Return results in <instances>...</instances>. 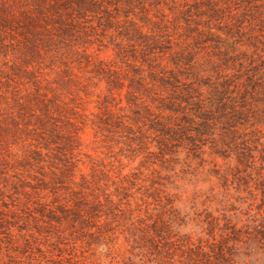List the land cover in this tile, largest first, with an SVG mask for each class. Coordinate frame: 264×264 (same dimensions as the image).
Wrapping results in <instances>:
<instances>
[{
	"label": "rangeland",
	"instance_id": "374dc122",
	"mask_svg": "<svg viewBox=\"0 0 264 264\" xmlns=\"http://www.w3.org/2000/svg\"><path fill=\"white\" fill-rule=\"evenodd\" d=\"M213 223L253 236L217 262ZM186 234L264 264V0H0V264H189Z\"/></svg>",
	"mask_w": 264,
	"mask_h": 264
},
{
	"label": "trees",
	"instance_id": "16d2710c",
	"mask_svg": "<svg viewBox=\"0 0 264 264\" xmlns=\"http://www.w3.org/2000/svg\"><path fill=\"white\" fill-rule=\"evenodd\" d=\"M205 127H208L206 125H204V128ZM209 128V127H208ZM185 131V130H184ZM197 134L199 135H202L204 132H203V128L202 129H198L196 130ZM179 134L180 133H177V134H173L172 138L173 140L175 141H183L181 140V138H179ZM235 134L237 136H246L248 133L245 131V130H242V133L240 134V132L236 131ZM178 137V139L176 138ZM191 138H189V141L186 142L185 145H182V146H185L184 149H192V148H188V145L190 144L191 146L194 145V143H192L193 140H190ZM244 137H237L235 139H233L234 144L236 143V140H243ZM238 143V142H237ZM227 147H229V144H227ZM164 152L168 151L169 150V147L167 145L164 146V149H162ZM219 224H210V228L208 229L209 232L207 235H209V237L211 238L212 241H216L218 239H220L218 241V244L212 242L209 247H217V250L216 251H208L209 253H213L212 255L213 256H216V260L217 262H220V261H224L225 260V257L226 256H229L230 255V252L233 251V250H237V252L240 251V249H244V246L247 245V241L250 237L253 236V234L249 233L248 230L252 229L251 227H246L243 229V228H238L234 225L233 228H228V227H218ZM217 229V230H215ZM230 230V231H228ZM220 232V234H217L218 232ZM255 232L258 233V234H261L263 232L259 231L257 228L255 229ZM203 233V231L201 232ZM200 233V234H201ZM218 237V238H217ZM185 239H186V242L185 243H181V246L185 247V257L186 259H188L190 262H188L189 264H198L200 262V260L202 259H208L210 260L209 258L212 256V255H208L207 254V251L204 250V245L200 244L197 245L196 247L192 248L191 246L194 244L192 243V237L190 234H186L185 235ZM179 241V239L177 240ZM197 241L200 242V237L197 238ZM184 251V250H183ZM187 252V253H186ZM234 252V251H233Z\"/></svg>",
	"mask_w": 264,
	"mask_h": 264
}]
</instances>
